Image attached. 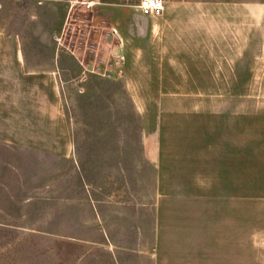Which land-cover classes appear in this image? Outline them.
Instances as JSON below:
<instances>
[{"label": "crops", "instance_id": "1", "mask_svg": "<svg viewBox=\"0 0 264 264\" xmlns=\"http://www.w3.org/2000/svg\"><path fill=\"white\" fill-rule=\"evenodd\" d=\"M28 1L12 18L10 0H0V144L69 154L63 80L79 78L87 63L75 40L57 42L62 27L64 36L73 25L83 32L91 18L98 27L108 20L127 56V78L129 41L167 48L159 60L167 65L154 77H183L171 64L189 62L196 74L187 77L197 78L205 63L212 81L190 90L188 118L175 117L170 91L142 116L144 152L158 177V255L167 260L161 244L168 239L173 264H244L247 232L264 228V214L247 215L246 196L247 184L264 188V101L250 100L264 95V85L246 82L264 78V0H164L161 14L143 12L141 0H93L91 13L77 22L73 13L83 3Z\"/></svg>", "mask_w": 264, "mask_h": 264}, {"label": "rangeland", "instance_id": "2", "mask_svg": "<svg viewBox=\"0 0 264 264\" xmlns=\"http://www.w3.org/2000/svg\"><path fill=\"white\" fill-rule=\"evenodd\" d=\"M28 2L10 0L8 13L13 18L20 9L26 10ZM61 11L54 14L57 28ZM88 12L87 4H80L72 20L84 21ZM99 24L91 18L83 32L73 25L64 36V27L55 35L57 42L75 40L74 49L84 52L87 63L79 78L60 80L69 86L63 89L72 139L69 154L0 144V264H173L170 240L162 239L161 244L167 260L160 261L158 255V177L144 152L142 116L158 105L164 91H170L175 117L188 118L190 90H205L212 80L206 77L205 63L198 64L203 68L199 77L188 78L196 74L189 73V62L171 64L179 71L173 74L183 77H154L152 71L167 65L159 62L167 48L133 41H129V78L126 61L123 67L118 63L114 73L111 63L125 50L118 47L110 22ZM260 67L264 72V64ZM143 70L146 75L137 78ZM246 82L247 88L251 82L264 85V78ZM250 100L263 102L264 95ZM177 133L182 134L181 127ZM252 178L247 175V180ZM246 196L247 215H263L264 188L250 190L247 184ZM172 225L167 224L166 230ZM245 247L244 264H264V228L247 232Z\"/></svg>", "mask_w": 264, "mask_h": 264}, {"label": "built area", "instance_id": "3", "mask_svg": "<svg viewBox=\"0 0 264 264\" xmlns=\"http://www.w3.org/2000/svg\"><path fill=\"white\" fill-rule=\"evenodd\" d=\"M72 5H76L79 3L87 4L88 7L92 6L95 2L93 0H70ZM140 8L145 13H155V14H161L164 10V0H141L139 4ZM111 33L117 34L118 30L115 27L111 28ZM115 61L111 63L110 69L114 71V73H118V63L120 65L122 64V67L126 61V56L122 50L121 53H116L115 55ZM111 71L110 75L113 74Z\"/></svg>", "mask_w": 264, "mask_h": 264}]
</instances>
